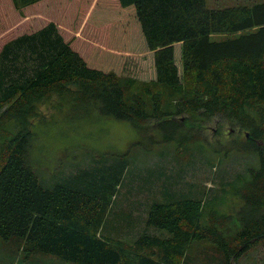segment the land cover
Instances as JSON below:
<instances>
[{
	"label": "trees",
	"instance_id": "1",
	"mask_svg": "<svg viewBox=\"0 0 264 264\" xmlns=\"http://www.w3.org/2000/svg\"><path fill=\"white\" fill-rule=\"evenodd\" d=\"M263 104L264 2L0 0V238L22 260L237 264L264 242ZM64 105L129 121L173 148L207 143L210 123L238 129L258 164L233 170L245 180L237 224L209 210L204 192L177 195L172 177L165 201L139 195L143 210L115 208L126 168L117 156L72 160L47 181L33 163L34 122ZM151 227L158 233L140 231Z\"/></svg>",
	"mask_w": 264,
	"mask_h": 264
},
{
	"label": "rangeland",
	"instance_id": "2",
	"mask_svg": "<svg viewBox=\"0 0 264 264\" xmlns=\"http://www.w3.org/2000/svg\"><path fill=\"white\" fill-rule=\"evenodd\" d=\"M260 2L264 0H206V6L221 8ZM228 36L232 35L214 33L210 39L219 41ZM42 116L40 121L38 118L34 122L31 151L35 152L33 163L44 177L52 168L65 167L69 165L68 162L79 158L81 162L86 161L94 158L90 156L92 154L117 156L123 158V167L126 162V168L117 193L119 206L115 208L143 210L144 205L141 206L136 199L139 195L145 196L148 202L165 201L161 194L162 185H166L167 179L172 177V186L177 195L191 196L193 190L197 191V195L204 192L209 210L215 211L217 215L230 216L233 218L232 223L237 224L235 216L242 203L237 189L245 180L234 178L237 171L233 170L245 164L246 167L258 164L257 151L245 148L241 140L235 138L241 137L238 129L226 124L210 123L204 132L207 143L197 148H193V143L189 144L191 148H173L171 144L158 141V136L153 141L154 138L146 131L138 132L129 121L92 117L69 105H64L58 111L43 109ZM175 142L178 144V141ZM55 175L46 177L47 181L52 182ZM151 177H157L153 186L144 187L142 183ZM140 231L158 233L154 227ZM114 235L127 241L132 239L118 233ZM195 243L198 245L195 244L194 248L201 245L208 250L211 245L207 241L196 240ZM22 255L20 248L0 240V264H71L52 255L40 254L36 258L23 260ZM237 264H264V242L250 248Z\"/></svg>",
	"mask_w": 264,
	"mask_h": 264
}]
</instances>
